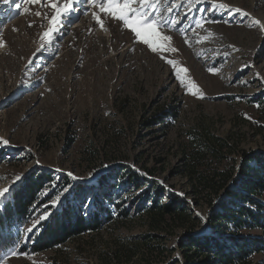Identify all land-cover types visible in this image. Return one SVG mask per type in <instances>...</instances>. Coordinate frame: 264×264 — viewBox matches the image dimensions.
Segmentation results:
<instances>
[{
	"label": "rangeland",
	"instance_id": "obj_1",
	"mask_svg": "<svg viewBox=\"0 0 264 264\" xmlns=\"http://www.w3.org/2000/svg\"><path fill=\"white\" fill-rule=\"evenodd\" d=\"M42 3L0 0V138L9 141L0 143V190L37 170L54 177L42 196L54 193L22 232L10 229L18 236L0 264H186L179 240L188 230L156 227V185L160 204L180 196L200 233L211 207L205 194H193L184 151L209 137L225 139L223 160L212 166H234L236 173L244 152L264 155V28L255 23L264 24V0H158L159 14L172 21L163 34L177 50L163 53L103 13L101 28L94 7L74 4L77 11L54 23ZM180 68L188 71L178 78ZM168 108L175 117L145 123ZM132 170L139 186L126 182ZM105 173L113 218L100 231L43 251L23 246L34 241L38 230L27 231L33 222L48 217L78 183L86 184L79 199L88 214ZM244 232L264 239L263 229ZM249 261L264 264V250Z\"/></svg>",
	"mask_w": 264,
	"mask_h": 264
},
{
	"label": "trees",
	"instance_id": "obj_2",
	"mask_svg": "<svg viewBox=\"0 0 264 264\" xmlns=\"http://www.w3.org/2000/svg\"><path fill=\"white\" fill-rule=\"evenodd\" d=\"M175 116L174 109H162L145 123L149 126L156 122L163 124L166 117ZM227 147L225 139L209 137L184 151L182 156V170L190 181L194 196L205 194L211 207L210 222L204 231L196 232L197 219L189 213L186 203H181L179 195L173 194L170 202L160 204L163 191L156 185L151 211L156 227L171 225L188 230L179 240L186 264H249L253 253L264 250V239L244 232L255 228L264 230V155L244 152L238 173L234 166L213 167L214 159L223 160ZM149 171L153 173V170ZM233 179L236 185L229 186ZM109 180L110 173L97 179L94 207L88 214L79 199L86 184L75 185L56 209L40 221L43 226L39 225L33 243L26 242L23 246L35 252L43 251L65 244L82 233L100 231L102 225L113 218L112 209L105 201L110 197V191L105 190ZM140 180L141 177L132 170L126 182L135 181L139 186ZM52 182L51 173L32 170L6 193V198L0 200V257L18 236L10 229L16 227L22 232V227L41 208L39 206L51 198L54 191L45 196L42 193L46 183Z\"/></svg>",
	"mask_w": 264,
	"mask_h": 264
},
{
	"label": "snow or ice",
	"instance_id": "obj_3",
	"mask_svg": "<svg viewBox=\"0 0 264 264\" xmlns=\"http://www.w3.org/2000/svg\"><path fill=\"white\" fill-rule=\"evenodd\" d=\"M6 3L10 0H5ZM28 3L37 4L41 3V0H27ZM158 0H66L63 7L60 6L59 0H43L41 4L42 7H50L54 15L52 21L54 23L58 22L63 16L70 15L72 12L77 11V8L74 7V4L80 5L83 9L84 5H89V9L95 8L96 11L92 12L93 19L98 23L101 28H104V21L101 19V13L105 16L110 17L114 20L120 21L123 23L124 28L130 29L134 33L138 41L148 45L152 52H167L177 51L175 48H172L170 42L172 37L169 35H164L163 30L169 26L172 21H166L162 15L159 14L156 4ZM222 8H226L227 5H219ZM19 7V5H18ZM25 12L28 11L27 8L24 9ZM171 11V7L169 8ZM237 12H240V9H236ZM82 14H87V11H83ZM246 14V13H245ZM36 15H40L39 12ZM255 23L260 25L261 28H264V24H261L259 20H256ZM199 26V25H198ZM106 30V29H105ZM45 36L50 35L46 32ZM167 63L172 65L173 68H176V62L172 59H168ZM188 69L180 68L177 70V76L179 78L180 72H187ZM209 71H215V69H209ZM183 83V80H181ZM196 95V93H192ZM201 98L202 94H201ZM0 143L8 145L9 141L0 138ZM68 176L73 179H77L71 172L68 173ZM17 179H20L17 177ZM65 188L63 192H68L69 188ZM9 192L8 188L0 190V198H6V193ZM59 199V198H58ZM56 203L55 201L53 202ZM197 215H200L199 213ZM46 214H42L36 221L33 222L31 228H28V232H33V229H37V225L42 227L40 221L46 219ZM34 234V233H33ZM16 255V253H13Z\"/></svg>",
	"mask_w": 264,
	"mask_h": 264
}]
</instances>
